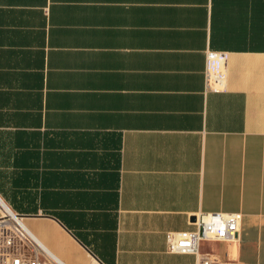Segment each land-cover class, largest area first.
<instances>
[{
	"label": "crops",
	"instance_id": "0c3cea01",
	"mask_svg": "<svg viewBox=\"0 0 264 264\" xmlns=\"http://www.w3.org/2000/svg\"><path fill=\"white\" fill-rule=\"evenodd\" d=\"M0 203L64 264H195L218 212L264 264V0H0Z\"/></svg>",
	"mask_w": 264,
	"mask_h": 264
},
{
	"label": "built area",
	"instance_id": "2783aa9c",
	"mask_svg": "<svg viewBox=\"0 0 264 264\" xmlns=\"http://www.w3.org/2000/svg\"><path fill=\"white\" fill-rule=\"evenodd\" d=\"M226 53L207 51L204 81L208 90L219 92L224 83ZM1 206L0 264H64L52 255L23 224L22 218ZM241 215L238 213H205L195 217V230L169 233L166 237L170 252L191 254L195 264H236L234 260L202 255L203 241L222 242L236 246Z\"/></svg>",
	"mask_w": 264,
	"mask_h": 264
}]
</instances>
